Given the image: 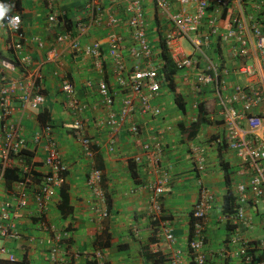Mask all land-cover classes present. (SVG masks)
I'll return each mask as SVG.
<instances>
[{"label":"crops","instance_id":"1","mask_svg":"<svg viewBox=\"0 0 264 264\" xmlns=\"http://www.w3.org/2000/svg\"><path fill=\"white\" fill-rule=\"evenodd\" d=\"M4 1L14 3L12 12L22 17L26 37L23 53L30 58L32 71L39 75L35 91L44 96L45 103L36 110L23 109L12 98L13 110L8 121H2L0 116V132L7 125L16 130L26 144L20 153L11 156L7 168L0 165V197L13 208L19 195L27 194V206L13 222L11 231L16 237L0 239V246L13 253L15 260L1 264H52L47 249L48 240L54 236H61L63 247L75 255L73 264H154V259L161 261L160 264H191L188 249L193 226L191 213L202 186L215 198L203 248L209 257L207 264H239L230 254L224 255L231 250L227 239L234 227L224 225L222 209L227 188L233 190L237 183L246 179L239 176L240 164L234 153L214 144L223 135V129L217 117L219 107L213 88L208 85L196 93L192 85L195 76L207 67L208 60L220 66L224 95L235 87L259 85L257 78L251 80L232 72L246 63L254 65L259 73L257 49L249 47L244 55L235 41H223L219 36L214 38L204 51L208 60L199 58L198 69L178 71L174 76V87L181 96L184 109L174 102L175 92L164 89L157 102L163 110L162 116H137L133 123L138 124L139 133H130L124 125L115 138V150L110 151L108 131L98 128L95 122L104 116L98 103L97 87L100 81L109 79L108 82H112L109 68L106 65L102 73L91 59L80 52H72L55 39L74 23L93 14L108 12L123 20L125 4L99 0L92 13L90 0ZM241 1L242 11L238 15L233 4L221 8L218 25L226 26L238 16L246 28L256 22L264 31V0ZM143 3L147 33L156 43L158 33L166 29V21L161 14H154L150 0ZM215 14L214 8L207 16L211 19ZM51 15L59 20L57 24L47 22ZM206 24L202 34L208 31ZM120 34L126 41L130 31L122 26ZM108 35L103 21L84 36L82 42H104ZM9 37L8 30L0 26V89L9 80L22 77L17 68H12L17 64V57L8 48ZM52 50L57 52V58L46 62V56ZM64 80L74 86L77 98L88 107L86 112L75 115L68 108L61 91ZM209 99L215 100L214 111L206 116L195 136L188 137L182 126L188 129L197 117L198 103ZM81 135L92 140L88 152L79 143ZM144 144L149 146L148 153L142 149ZM195 148H204V171L192 160ZM49 151H55L67 166L62 181L68 194L69 210L65 214L59 209L60 185L51 191L44 211L39 209L33 196L42 176L51 172L44 164ZM136 158L139 163L135 162ZM94 169L103 174L104 205L86 185L87 177ZM225 174L229 175V185ZM159 180L162 181V192L157 194L155 184ZM103 210L107 212L105 218L101 216ZM165 224L173 231V243L165 239L162 229Z\"/></svg>","mask_w":264,"mask_h":264},{"label":"built area","instance_id":"2","mask_svg":"<svg viewBox=\"0 0 264 264\" xmlns=\"http://www.w3.org/2000/svg\"><path fill=\"white\" fill-rule=\"evenodd\" d=\"M98 1L90 0L89 7L92 13ZM114 1L125 4V19H119L108 12L93 14L84 21L74 23L71 28L59 33L55 39L58 44L67 46L72 52H80L91 59L94 67L102 73L106 65L109 68L112 82H108L109 79L103 80L97 87L98 103L104 110V116L95 122L98 128L108 131L110 151L115 150V138L124 125L128 127L130 133H139L138 124L133 123L137 116L151 118L162 116L163 110L157 102L163 90L169 89V82L161 75V43L178 71L198 69V59H207L204 51L218 36L223 41H235L242 48L244 55H247L249 47H255L259 52V73L254 65L246 63L232 71L251 80L257 78L259 85L235 87L224 95L220 66L211 64L207 59L208 65L195 76L192 90L197 93L208 85L213 88L219 107L217 117L223 129V135L217 138L214 144L234 153L240 164L239 176L246 179L235 185L232 190L234 205L230 211L222 214L224 225L235 228L227 239V245L231 250H227L224 255L230 254L231 258L238 259L239 264H264V235L251 240L240 235L239 228L243 226L253 229V217L257 216L264 229V31L256 22L246 28L238 16H234L226 26L218 25L223 11L221 8H228L233 4L238 15L242 11L241 0H150L154 14H161L166 21V29L161 30L155 43L149 39L147 33L144 0ZM0 2L8 3L4 0ZM214 8L216 14L209 19L207 13ZM9 15L20 17L17 28L11 27L8 20L3 21V26L10 34L8 48L17 57V64L12 68H17L22 77L9 80L0 89V116L4 122L8 121L12 113V98H15L23 109L36 110L45 103L44 96L35 91L39 75L32 71L31 60L23 53L26 37L22 29V17L15 12ZM103 21L109 32L107 39L104 42L83 44L84 36ZM47 22L53 25L59 20L51 15L47 18ZM205 24L208 26V31L202 34ZM122 26H126L130 31L126 40L128 42L120 34ZM183 41L191 44L192 52L183 49L181 44ZM38 44L41 45V42ZM56 58L57 52L52 50L47 54L46 62L54 61ZM208 71L212 74H206ZM61 91L66 97L68 108L75 115L87 111L88 107L77 98L75 88L70 82L64 80ZM76 125L79 128V125ZM79 143L87 152L93 145L92 140L85 135L79 137ZM25 146V141L18 136L16 130L5 125L4 130L0 132V165L7 168L11 156L20 153ZM156 147L159 150L158 145ZM142 149L145 153L149 152L147 144H144ZM204 153V148L192 150V160L201 171L205 169ZM134 160L140 162L139 158ZM44 164L51 169V172L42 176L33 194L39 209L43 211L48 206L51 191L61 186L67 172V166L55 151L48 152ZM102 180V172L94 169L88 175L86 185L100 204L104 205ZM155 191L157 194L162 192L161 180L156 182ZM26 206V192L19 195L13 208L0 197V239L16 237L11 231L13 222ZM214 206L213 193L202 186L191 213L193 226L188 240L191 264L208 263L209 257L203 248L209 215ZM251 209L253 213L249 214ZM101 216L107 217V212L103 210ZM162 229L166 241L173 243L174 234L171 227L165 224ZM62 242L61 236H54L48 240V260L52 264H73L75 255L68 253ZM14 260L13 253L6 247L0 246V264Z\"/></svg>","mask_w":264,"mask_h":264},{"label":"trees","instance_id":"3","mask_svg":"<svg viewBox=\"0 0 264 264\" xmlns=\"http://www.w3.org/2000/svg\"><path fill=\"white\" fill-rule=\"evenodd\" d=\"M160 35V33H158ZM160 57L162 59L161 61V75L164 76L166 81L169 82L168 87L175 92L174 94V102L177 104V106L180 109H184V106L181 102V96L177 89L174 87V76L177 74L178 70L176 69L173 61L167 54L165 48L163 47L162 43L160 44ZM214 99L204 100L202 102H199L197 105V117L193 123H191L190 127L188 129L184 128L182 126V131L186 132L188 134V137H193L196 134L197 128L204 122L207 115H210L214 111ZM229 175L225 174V181L228 184L229 182ZM60 198L61 203L59 205V209L62 214H65L68 212V194L66 192V187L64 186L63 182L60 186ZM234 205V196L232 193V190L228 187L224 197H223V213L226 211H230ZM229 226V225H227ZM230 227V226H229ZM235 229V228H233ZM161 261L154 259V264H160Z\"/></svg>","mask_w":264,"mask_h":264},{"label":"rangeland","instance_id":"4","mask_svg":"<svg viewBox=\"0 0 264 264\" xmlns=\"http://www.w3.org/2000/svg\"><path fill=\"white\" fill-rule=\"evenodd\" d=\"M183 49L187 52H192V46L188 41H183L182 43ZM253 211L252 209L249 210V214H252ZM226 226V225H225ZM253 229H247L244 228L243 226H239L240 231L242 233V235H246L248 237V239L254 240V239H258L260 237H262L264 235V229L261 225L260 219L257 216L253 217ZM244 236V237H246Z\"/></svg>","mask_w":264,"mask_h":264},{"label":"clouds","instance_id":"5","mask_svg":"<svg viewBox=\"0 0 264 264\" xmlns=\"http://www.w3.org/2000/svg\"><path fill=\"white\" fill-rule=\"evenodd\" d=\"M14 7V3L0 2V26H3V21L5 20H8L10 26L13 28H17L19 26L20 17L18 15H9Z\"/></svg>","mask_w":264,"mask_h":264}]
</instances>
